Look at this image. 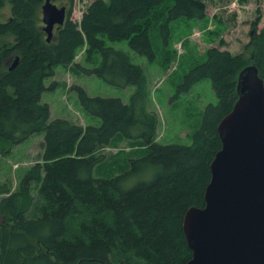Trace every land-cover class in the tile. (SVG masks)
<instances>
[{"label": "trees", "instance_id": "trees-1", "mask_svg": "<svg viewBox=\"0 0 264 264\" xmlns=\"http://www.w3.org/2000/svg\"><path fill=\"white\" fill-rule=\"evenodd\" d=\"M43 2L11 0V16L0 22V154L43 134L42 163L31 167L14 190L0 182V217L8 224H0V264H186L191 251L183 216L188 208L204 205L209 164L221 147L216 127L236 101L237 75L253 64L264 84V26L257 31L254 24L241 54L211 48L189 67L177 92L208 79L217 103L205 106L190 145H161L157 117L146 109L141 68L107 42H126L152 62L153 37L165 47L173 23L206 20L204 2L93 0L79 23L67 18L49 43L40 26ZM3 6L0 0V10ZM82 49L85 62L97 59L95 67L75 63ZM58 66L135 89L124 104L118 98L90 97L73 86L80 106L100 125L50 120L49 106L40 98L58 86L56 81L45 85ZM116 138L140 141L147 152L130 159L120 174L95 177L94 169L104 161L96 153ZM31 184L37 185L42 203L36 215L27 217L34 203ZM82 210L89 219L70 236L69 220Z\"/></svg>", "mask_w": 264, "mask_h": 264}, {"label": "rangeland", "instance_id": "rangeland-1", "mask_svg": "<svg viewBox=\"0 0 264 264\" xmlns=\"http://www.w3.org/2000/svg\"><path fill=\"white\" fill-rule=\"evenodd\" d=\"M0 10V22H6L11 16V0H3ZM206 6V20H180L172 24V36L168 46L153 37L155 57L152 62L143 55L131 50L126 42H107L112 47L128 56L131 63L142 70L144 77L145 105L149 112L157 117L156 142L161 145H190L191 135L199 126L201 115L206 105L216 104L217 97L211 83L204 79L194 84L186 92H177L189 67L203 60L205 52L211 48L229 51L233 55L244 52L250 38L256 30L264 26V0H201ZM58 7H66V17L79 23L83 12L93 0H51ZM39 13L41 8L38 9ZM41 18V15H40ZM42 29V22L40 20ZM60 28V27H59ZM217 36H214V34ZM46 38L45 33L43 32ZM57 31L54 30L52 41ZM223 43V45L221 44ZM246 55L249 54L245 52ZM95 59V57H94ZM75 63L85 68L96 66L85 62L84 50L78 52ZM56 81L55 90L41 94L40 102L49 106L50 120L65 119L83 127L99 126L100 120L86 113L80 106L77 92L73 86L84 89L90 97L118 98L128 104L135 87L129 85L118 88L107 84L94 75H86L74 66H58L55 75L45 81L48 86ZM43 134L32 135L25 142L12 147L9 154H0V182L7 183L14 190L20 180L36 163H42ZM147 152L142 142H131L116 138L112 143L100 149L104 161L94 169L95 177H112L127 170L129 160L138 158ZM37 185L31 184L33 206L27 217L36 215L42 201L36 192ZM82 210L69 220L70 236L78 232L77 227L89 219ZM0 224L8 226L0 217ZM137 262V261H134Z\"/></svg>", "mask_w": 264, "mask_h": 264}, {"label": "water", "instance_id": "water-1", "mask_svg": "<svg viewBox=\"0 0 264 264\" xmlns=\"http://www.w3.org/2000/svg\"><path fill=\"white\" fill-rule=\"evenodd\" d=\"M40 8L49 43L66 7L44 0ZM216 131L221 147L209 164L204 205L188 208L182 220L186 264H264V84L253 64L238 73L236 101Z\"/></svg>", "mask_w": 264, "mask_h": 264}, {"label": "flooded vegetation", "instance_id": "flooded-vegetation-1", "mask_svg": "<svg viewBox=\"0 0 264 264\" xmlns=\"http://www.w3.org/2000/svg\"><path fill=\"white\" fill-rule=\"evenodd\" d=\"M56 27V26H55Z\"/></svg>", "mask_w": 264, "mask_h": 264}]
</instances>
